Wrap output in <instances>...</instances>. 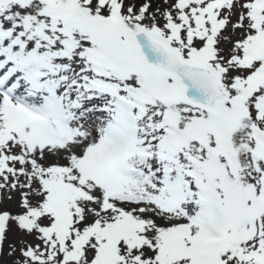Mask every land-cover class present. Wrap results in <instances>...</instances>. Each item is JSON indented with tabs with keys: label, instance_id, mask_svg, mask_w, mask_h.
<instances>
[{
	"label": "snow or ice",
	"instance_id": "1",
	"mask_svg": "<svg viewBox=\"0 0 264 264\" xmlns=\"http://www.w3.org/2000/svg\"><path fill=\"white\" fill-rule=\"evenodd\" d=\"M0 264H264V0H0Z\"/></svg>",
	"mask_w": 264,
	"mask_h": 264
}]
</instances>
